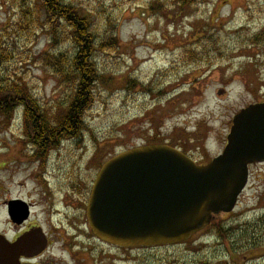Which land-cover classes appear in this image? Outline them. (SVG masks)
Masks as SVG:
<instances>
[{
    "label": "rangeland",
    "instance_id": "374dc122",
    "mask_svg": "<svg viewBox=\"0 0 264 264\" xmlns=\"http://www.w3.org/2000/svg\"><path fill=\"white\" fill-rule=\"evenodd\" d=\"M68 2L90 17L100 48L95 57L100 80L93 86L87 128L74 139L58 137V146L48 148L68 153L59 177L63 186H71L74 173L91 183L110 158L154 143L208 164L222 155L234 118L264 103V50L253 43L264 32V0ZM49 23L43 0H0V73L6 83L26 87L41 113L57 123L67 114L75 84H61L42 56L65 54L71 63L77 50L69 28L63 26L55 37ZM26 131L22 108L8 118L0 115V168H5L0 171V228L2 202L45 200L28 181L35 167L26 158L11 163L38 148ZM71 165L75 172L68 173ZM15 206L23 218L26 205ZM36 212L37 222L47 224L44 208ZM212 226L182 245L135 249L123 256L124 262L120 253L102 248L101 264H264V163L250 167L249 185L234 213ZM226 226L231 237L219 232ZM251 240L260 247L259 261L251 259L249 248L242 249ZM61 246H55L57 261L69 262Z\"/></svg>",
    "mask_w": 264,
    "mask_h": 264
},
{
    "label": "water",
    "instance_id": "95a60500",
    "mask_svg": "<svg viewBox=\"0 0 264 264\" xmlns=\"http://www.w3.org/2000/svg\"><path fill=\"white\" fill-rule=\"evenodd\" d=\"M254 163H264V103L234 118L225 150L208 165L168 145L109 159L92 190L89 224L101 241L122 249L182 244L216 216L234 211ZM2 240L0 246L6 244ZM35 241L36 252H42L46 243Z\"/></svg>",
    "mask_w": 264,
    "mask_h": 264
},
{
    "label": "flooded vegetation",
    "instance_id": "af4514ba",
    "mask_svg": "<svg viewBox=\"0 0 264 264\" xmlns=\"http://www.w3.org/2000/svg\"><path fill=\"white\" fill-rule=\"evenodd\" d=\"M15 151L24 152L21 149ZM66 157H68V153L61 147L54 149L38 147L33 149L32 156L18 155L19 159L11 161L12 163L26 158L32 165L31 169L35 167V173L28 174V181L32 184L35 183L41 189L45 200H38L35 203L31 201L30 204H25L24 202L27 212L23 218H20L21 215L16 210L15 205L17 204H11L20 202V200L2 202L9 229L6 232L4 219L3 227L0 228V236L6 244L0 246V264H101L102 248L114 253H120L119 255L122 258L119 261L124 262L122 260L123 256L134 250L117 248L95 236L88 221L87 208L97 176L88 185L83 180L84 176L74 173V181H69L71 186L69 188L67 184L63 186L59 181V177L62 176V170H65L62 168L68 163ZM3 170L5 168H0V171ZM67 172H75V166L71 165V169L67 170ZM1 192H4V187L1 188ZM240 198L236 209L239 206ZM48 201L50 202L49 206ZM40 207L44 208L48 218L47 224H44V226L37 222L36 216L38 212L36 211ZM56 216H58V219L55 218ZM52 217L57 219L56 224L52 222ZM212 225L211 228L213 227ZM228 227L226 226L225 229H228ZM229 232L227 231L226 235L231 237L233 233ZM54 237L58 242L55 241ZM36 238L46 243L45 249L40 253L33 250ZM59 243L62 245V253L68 257L69 262L57 261L55 246ZM242 243L244 244L245 242L242 241ZM12 247L17 251L12 252ZM244 247L249 248L250 255H252L251 259L256 258L258 261L261 259L260 256L256 257L255 255L260 249L259 246L257 247V241L251 240L250 243L248 241L247 244L243 245L242 249ZM228 248L232 254V259H234L235 252H233L232 246L230 245ZM238 259L239 256L237 257Z\"/></svg>",
    "mask_w": 264,
    "mask_h": 264
},
{
    "label": "trees",
    "instance_id": "16d2710c",
    "mask_svg": "<svg viewBox=\"0 0 264 264\" xmlns=\"http://www.w3.org/2000/svg\"><path fill=\"white\" fill-rule=\"evenodd\" d=\"M68 1L43 0V8L55 37L63 26L67 30L69 28V35L72 37L77 53L71 63L65 54L53 56L51 53H46L42 56L45 64L52 67L59 77L61 84L66 85L71 82L75 84V92L66 108V116L60 118L57 123H54L55 118L51 122L52 119L49 120L41 113L39 104L26 87L6 83L0 73V115L8 118L16 109L22 108L26 134L31 137L36 146L38 145L37 147L45 149L58 146L56 144V140H60L58 137L74 139L87 128L85 118L94 101L93 86L100 80L95 63V57L100 48L96 43L90 17L81 15L78 7L69 4ZM112 43H116L115 38ZM253 43L264 50V32L255 35ZM3 56L2 51L0 61ZM221 231L220 229L219 232Z\"/></svg>",
    "mask_w": 264,
    "mask_h": 264
}]
</instances>
